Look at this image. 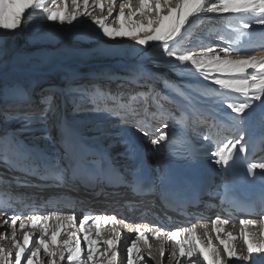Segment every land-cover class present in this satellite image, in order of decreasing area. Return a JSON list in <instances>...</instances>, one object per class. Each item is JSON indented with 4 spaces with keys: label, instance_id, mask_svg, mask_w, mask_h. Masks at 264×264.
<instances>
[{
    "label": "bare ground",
    "instance_id": "6f19581e",
    "mask_svg": "<svg viewBox=\"0 0 264 264\" xmlns=\"http://www.w3.org/2000/svg\"><path fill=\"white\" fill-rule=\"evenodd\" d=\"M117 2L119 4L121 0H117ZM221 21H227L224 19L223 14L205 12L185 37H190L193 32L200 30V27L210 28L211 31L221 29L223 27ZM212 25H216L218 28L216 26L212 27ZM258 27L254 26V28ZM81 31L78 32V30L70 28V26H66L63 30L60 26L50 28V33L53 36L65 34L70 36V38L76 40L81 39L83 41L84 36L82 35L83 33L81 34ZM232 38L225 43L224 41L218 40L215 43H220V46L216 47L217 50L219 47H225L226 43L228 44ZM31 40L33 39L31 38ZM27 42H30V40H27ZM133 44L134 40L129 39L127 42L121 43L120 47H130ZM256 46L255 43L250 45L253 48ZM140 50L143 52L137 51L134 54L131 53L127 58L122 60V63H116V60L104 61L102 59H90V61L86 62L83 58H79L72 65L77 74L71 79V82L73 85H79L81 88L90 87L88 90H93V85L96 84V92L100 91V89H103V91L106 89L109 92L110 90L107 88L110 87L113 89L111 91L112 93H118L122 96L129 92L128 90L125 91L128 87H131L135 92H141V90L149 92L151 90L150 85H153L155 90H152L151 99L148 97V108H146L149 110L145 111L143 104H138L136 108L142 115L137 116L136 119L144 121L149 129L150 135H154L167 109V106L164 103L161 105V103L164 101L169 103L170 113L168 116L170 119L167 123L170 127L168 129L161 128V130L168 131L171 136L166 143L162 142L163 148L161 153L158 155L153 151V145L150 143L149 137L141 136L138 132L134 131L131 125L121 126L119 124V116L111 118L105 125H95L93 123L95 119L89 118L90 120H86L83 131L74 129L71 125V119L67 115V111L72 107L70 95H64L62 91L59 92L57 90L54 96L60 108V113L56 118L47 117V115L46 119L43 118L39 111L41 105L38 103L34 106L26 105L19 107L18 112L15 111L9 118L7 117L5 119V121L12 120V123L3 124V129H5L2 133L3 137L9 135L7 138L14 139L19 145V151L10 152V154H13L12 161L7 165H0V209H3L5 212L4 215H0V234H6L7 224L4 223L5 220L12 219L14 216L19 217L16 220L18 222L16 228H18L19 222H23L27 215L33 213L39 215L53 214L58 211L65 214L74 212L76 215L82 214L80 217L82 218L84 215L92 217L97 214L100 215L101 212L107 209L110 214L129 216V214L133 213L136 206L146 207L150 201L151 193H138L135 190L137 181L131 177L132 172L138 168L139 162H147L156 173L157 179L162 181L163 171L177 159L176 155L178 153H182L184 154V165L187 172L195 173L196 171H201L213 178L215 184L210 197L201 199L199 206L185 210L182 215H179L178 211L170 210V207L163 205L162 207H166L164 213L167 217L166 219L163 215L159 216V220L163 222V227L168 229V231H180V239L183 241L190 235L189 233H185L183 229L195 226L197 236L201 243L204 246H208L211 240L212 246L220 250V255L227 261V264H264V253H254L253 258L250 260H227V256L223 252V246L217 239V233L214 230L212 220L219 216L229 221L226 225H217V227L223 228V232L220 233V239L227 241V234L231 233L236 239L229 241L230 245L234 247L237 254L244 256L247 255V252L241 236V225L239 221L241 219L251 220V224L244 226L245 230L250 233L254 232L259 236L262 230L260 224V217L262 215L247 219L241 215H234L223 206L225 182L221 178L224 177L225 172L211 163L212 158L209 155L215 149L216 142L218 141H223L225 138L230 139L236 135H245L247 137L248 127H252L264 135V126H262L260 119L258 117L254 120L250 119L245 126L232 123L229 117L225 115L226 112L230 113V110L221 107V98L213 91L217 86L208 85V82L202 80L189 67L177 65L174 68L173 63L166 64L156 57L151 58L147 62H142L139 58H141L142 54L144 55V51L146 50ZM157 66L160 68L157 69ZM156 69L161 70V72ZM92 70H97L99 75L94 80L88 81L85 75ZM62 74L60 68L53 67L44 72L43 76L54 78ZM167 81L177 85L182 90V94H170V100H166L164 97L165 93L160 88ZM76 95L74 94V96ZM132 95H135V93ZM236 95L232 94L233 99H235ZM39 98L34 99L38 102ZM86 107H92V105H86ZM256 111L259 113L260 109L257 108ZM28 115L40 118V120L23 127L25 117ZM231 115L234 116L235 114ZM81 116L83 115H78V117ZM112 120L115 121L114 124L110 122ZM2 121L0 120V125ZM50 125L60 127L57 138L65 137L63 138L61 146L56 148L59 152L61 151L59 153L60 155L63 154V151L65 152L66 146L78 149L81 144H85L95 147L96 152H109L112 159L105 168H97L93 172L75 170L72 167V161H70L65 167L66 174L64 182L57 186V182L52 179H45V162L54 150L52 135L39 134L30 136L33 130L42 128L43 131V129H46ZM205 126H207V129ZM227 126L233 128L229 132H224ZM21 129L23 130L21 133L18 131L16 133V130ZM93 129L95 131L99 130L96 133L99 138L86 143L92 137L91 135L93 134L91 132ZM82 132L84 134H81ZM13 133H16L15 135L18 138L13 137ZM116 133H120V137ZM204 136H208L209 139L205 140ZM122 137H126L130 141V151L134 153L133 157L126 158L123 155L125 152L124 144L118 142L113 143ZM110 144L112 147L109 149L107 146ZM1 147L0 153H3ZM50 159L52 158H48L49 161ZM254 160L264 161V148L261 154L257 155ZM47 187L52 188L48 189ZM18 213L22 214L18 216ZM132 220L138 222L150 221L156 225L155 220L151 218V214L145 218H133ZM170 220L173 222L171 223ZM89 225H92L91 220L89 221ZM10 226L12 227V225ZM55 226L56 222L54 220L49 221V234L45 239L51 236ZM94 230L95 226L93 225L90 227L88 234L95 237L96 230L93 235L91 234ZM62 231L81 237V245L84 248V259H86V246L82 239L84 233H81L77 226H68ZM25 232L33 234V240L37 239L40 235L38 229H18L17 239L21 243H23ZM110 236L111 227L107 226L100 230L99 237H95L98 245L96 250L97 259L94 264H107V258L102 257V254L106 249L104 241L109 239ZM67 239L68 235L66 234L58 237L61 245ZM147 239L148 244H144L143 241L138 242V247L141 249L140 255L143 256V259L134 257L135 264H176L175 260L170 259L175 247L174 241L169 239L166 232L160 239H156L153 233L147 234ZM127 242V238L123 237L121 244L114 249L118 252L117 264H126L127 252L124 253V259L122 252L125 250L124 244ZM7 246H9V251L14 256L15 249L13 248L12 237L10 235H6L5 238H0V247L8 250ZM161 246H163L165 254L163 258L160 255ZM110 255L109 253V257ZM40 259L43 264H48L49 258L43 255V252H41ZM184 259L186 264V258ZM22 264H24V261H22ZM60 264H68V261L65 260L60 262Z\"/></svg>",
    "mask_w": 264,
    "mask_h": 264
},
{
    "label": "snow or ice",
    "instance_id": "6c2138e0",
    "mask_svg": "<svg viewBox=\"0 0 264 264\" xmlns=\"http://www.w3.org/2000/svg\"><path fill=\"white\" fill-rule=\"evenodd\" d=\"M139 9L133 10L131 0H121L119 10L115 13L117 0H0V59L7 55L8 34L14 33L17 29L23 27L25 21L46 20L48 22L59 23L60 25H71L75 27V22H79L82 16L89 17L98 28L97 35L108 40H115L117 37H127L135 41V44L141 49L157 50L155 54L160 57H167V62L189 67L199 77L208 82V85H215L213 89L215 94L221 98V107L230 110L225 113L229 120L240 126L248 124L250 119H260L264 126V0H138ZM173 3L175 7H173ZM107 4V8H105ZM31 10V11H29ZM127 10V14H126ZM99 11L102 15L97 17L95 12ZM107 13L106 16L103 13ZM154 13L155 19H147V24L141 20L145 13ZM205 12L223 14L227 20V27L231 28L234 34L225 47H216L211 45L196 47H183L185 36L196 21L202 18ZM27 13V15H25ZM166 13V14H165ZM231 17V18H229ZM111 20L119 22V28L110 26ZM32 26V25H29ZM254 26H259L254 28ZM258 33V35H257ZM255 43L256 47H250ZM199 52V54H197ZM223 53V55H221ZM257 53V54H253ZM39 84V81L36 82ZM12 92L21 97L27 105L34 106L37 103L43 107L39 110L46 119L48 113H54L56 110L54 93L51 89H45L37 102L30 94L19 86L12 89ZM89 92L84 89L78 95L83 98ZM96 92L95 89L92 90ZM103 93V89H100ZM232 94H237L233 99ZM106 95L110 102L103 108L95 105L92 98L89 102L92 104V111H105L108 115L119 116V124L131 125L135 132L141 136L149 137L153 145V151L158 155L161 153L163 144L170 139L171 134L162 129H168L170 125L163 123L156 129V134L150 135L146 123L137 120L136 117L142 115L137 110V104H143V93L139 95H130L127 99L118 93L108 92ZM151 99V98H149ZM260 112L257 113L256 109ZM149 109H145L147 111ZM231 114H235L234 116ZM5 118L10 113H0ZM33 116L25 117V123L31 124ZM120 137V133H116ZM6 141L3 153H0V164H9L10 152H18L19 145L14 139L0 137ZM208 140V136H204ZM264 142V137H261ZM125 145L126 158L133 157L134 153L130 151V141L126 137L120 138L113 143ZM109 149L112 145L107 146ZM66 154L72 161V167L81 172H93L97 168H105L112 159L107 151L96 152L89 149L85 144H81L78 149L66 146ZM249 152V144L245 135H236L232 138H225L223 141L216 142V147L209 155L212 158L211 163L218 166L222 171L227 172L232 165L240 159L247 164V174L256 175L257 169L261 175H264V161H247L246 154ZM241 154H244L243 156ZM46 175L45 179H52L57 182V186L65 180L66 170L55 164V161L45 162ZM264 209V202L261 204ZM3 209H0V215H4ZM19 217H13L12 225V244L15 254L6 251L0 247V264H43L40 259L41 252L49 258L48 264H60L65 260L68 264H94L98 241L95 237L100 236L101 220L107 223L110 219L108 214L95 215L94 218L84 215L78 218L72 213L55 212L53 214H29L19 224V230L26 228L38 229L40 235L33 240V234L25 232L23 243L17 239L16 220ZM55 221L56 226L48 239L49 221ZM92 225H89V221ZM120 221H117L119 223ZM229 221L226 218L216 217L212 220L214 230L217 233V239L223 246V252L227 260H250L254 253H264V215L260 217L261 232L257 236L254 232L245 230V225L251 224V220L241 219V236L246 246L247 255L237 254L234 247L229 241L235 240L231 233H228V240L220 239L222 227L217 225H226ZM4 223H8L5 220ZM79 231L84 233L82 239L86 246V259H84V248L81 245V237L75 234L64 233L62 230L68 226H77ZM96 227L95 237L90 236L89 229L91 226ZM137 236L133 238L126 246V264H135V258L143 259L140 255L141 249L138 242L143 241L148 244L145 235L148 228L141 230L140 225H136ZM189 233L187 239H180V231H168L169 239L174 241V250L170 259L175 260L176 264H227V261L220 255V250L212 246L211 240L208 246H204L197 236L195 226L183 229ZM62 234L68 235V239L61 245L58 237ZM122 234L113 228L111 239L104 241L106 246L102 257L107 258V264H117L118 252L114 249L118 246V238ZM165 235V230L156 228V239ZM6 234H0V238H5ZM150 247V245H149ZM27 250V254H26ZM178 252V254H177ZM109 253L111 254L109 257ZM161 258L164 257L163 246L160 248ZM58 256V259H57Z\"/></svg>",
    "mask_w": 264,
    "mask_h": 264
},
{
    "label": "rangeland",
    "instance_id": "374dc122",
    "mask_svg": "<svg viewBox=\"0 0 264 264\" xmlns=\"http://www.w3.org/2000/svg\"><path fill=\"white\" fill-rule=\"evenodd\" d=\"M131 3L133 10L137 11L139 9L138 0H131ZM69 4H71V0H69ZM117 4L115 7L114 15L119 10V4ZM172 6L174 7L175 4L173 3ZM105 8H107V4H105ZM26 14L27 13H25V15ZM95 15L97 17H101L102 14L99 11H96ZM103 15L106 16L107 13L105 12L103 13ZM147 19H155V14L146 12L145 16L141 17L139 20H137V22H141L142 20L147 24ZM221 24L223 27L221 29H216V31H211L210 28L206 29L205 27H200V30L193 32L190 37L184 38L185 43L183 47H196L198 49L202 46L206 47L209 45L217 47L220 46V43L215 44L216 42H218V40L224 41V43L227 42L234 36V34L231 32V28L227 27V21H223ZM29 25H33V27ZM54 26H60L62 30L65 29L66 26H70V28L78 30V32L82 30L81 34L83 33L82 35L84 36L83 41L81 39L76 40L70 38V36L65 34H58L57 36H53L50 33V28ZM110 26L118 28L119 22L116 20H111ZM215 26L216 25H212V27ZM216 28H218V26H216ZM98 31V28L94 24H92V21L89 17L82 16L79 18V22H75V27L67 24L60 25L59 23L48 22L46 20H39L38 18H36L35 21H25L21 29H17L14 33L8 34L7 55L3 59H0V95L1 98L4 99V103H2V101L0 100V113H10V115H12L15 111L18 112L19 107L27 105L21 97L15 95L12 92V89L14 87L19 86L20 88H23L26 91V94H30L35 99H38L39 94H43V90L45 89H51L54 93V96L57 90L59 92L62 91L64 95H70V102L72 107L67 111V115L71 119V125L73 126V128L79 131H83L86 120L89 118L95 119L93 122L95 125H105V123L109 122L108 120H110L111 118L118 117L116 115L109 116L107 112L102 110L92 111L90 110L92 107H86V105H92L89 102V97H91L92 102L95 105H98L103 108L105 104H108L110 102V98L108 96L106 97V93H108V90L105 89L103 93H101L100 91L93 93L92 90L89 89V92L83 98H79V92L90 87L81 88L79 85L72 84L71 79L76 76L75 74H77L75 72L76 70H74L75 68L72 65L79 58H83L86 62L90 61V59H102L104 61L116 60V63H122V60L124 58H127V56L131 53L134 54L137 51H143L140 50V46L135 44V41L134 44L130 47H120L121 43L127 42L129 40V38L127 37H117L114 41L108 40L107 38L102 37V35H97ZM31 38L33 40H31ZM27 40H30V42H27ZM156 51L157 50L155 49L148 50L147 52L144 51V55L142 54L141 58L139 59L142 62H147L151 58L156 57L166 64L169 63L167 62V57H164L163 59V57H160L159 55L155 54ZM53 67L60 68L63 74L57 75L54 78H51L50 76L44 77L43 73ZM157 67V69L160 68L159 66ZM157 71L161 72V70ZM97 75H99L98 71L92 70L87 72L85 76H87L88 81H92L97 78ZM37 81H39L38 85L36 84ZM95 85L96 84H94L93 87L96 90ZM150 87L151 90L149 92H144L142 90L141 92H136L138 95L140 93L144 94L142 99L144 102L143 107H145V109L148 108V97H152V90H155V87L153 85H150ZM107 89L110 90L109 92L113 91V89H111L110 87ZM160 89L164 91L165 94H163L166 100H170V94H182V90L177 85L169 83L168 81L165 82L164 86ZM127 90L129 91V94L124 93V96H120L127 99L130 95L135 93V91L131 89V87L125 89V91ZM74 94L77 95L74 96ZM54 101L56 110L54 113H48L47 117L56 118L60 113L58 102L55 99ZM163 103L165 104V106H167V109L164 118L163 120H161L158 127H160L165 122L167 123L170 119V117L168 116L170 113V105H168L169 103L165 101L162 102L161 105ZM42 107L43 106L41 105V108ZM136 107H138V104L136 105ZM79 114H82L83 116L78 117ZM10 115H7L6 118H9ZM6 118L4 115H0V120H3L2 124L0 125V137H3L2 133L5 130L3 129V124L5 125L7 123H12V120L5 121ZM39 120L40 118L33 117L32 123L37 122ZM110 122H112L113 124L115 123V121L113 120ZM28 125L31 124L26 125L25 123L23 127ZM53 126L54 125H50L46 129H43V131L42 128L35 129L33 130V133L30 134V136L39 134L49 136L52 135V144L54 146V150L50 153V156H48V158H52L50 159V161H55V164L57 166L65 169L66 164L71 160H68L69 156H67L66 152L63 151V154L60 155L59 153L61 151L59 152L56 149L57 147L61 146V144L63 143V138L65 137L57 138V135H59L58 133L60 132V127ZM17 131L21 133V131L23 130H16V133H18ZM98 131L99 130L95 131V129H93L91 132L93 135H91L92 137L88 139L86 143H89L94 139H98L99 137L98 135H96ZM16 133H13V137L18 138V136L15 135ZM81 134L84 133L82 132ZM5 136L9 137V135ZM5 143L6 141L1 139L0 146H2L1 149H3V151ZM88 147L89 149L94 148L91 146ZM35 148H37V146H35ZM8 156L10 163V161H12L13 159V154L8 153ZM27 157L29 156L27 155ZM48 158L46 159V161L50 162ZM0 165L4 166V164ZM47 188L51 189L52 187ZM104 211L109 210L105 209ZM21 214L22 213H18L17 215L19 216ZM11 220L12 219H9L8 223H6V235H10V237L12 232V227L10 226ZM17 223L18 222L16 221V224ZM7 249L8 250L6 251H9V246H7ZM122 255L124 259L123 252ZM145 256H147V254H145Z\"/></svg>",
    "mask_w": 264,
    "mask_h": 264
},
{
    "label": "trees",
    "instance_id": "16d2710c",
    "mask_svg": "<svg viewBox=\"0 0 264 264\" xmlns=\"http://www.w3.org/2000/svg\"><path fill=\"white\" fill-rule=\"evenodd\" d=\"M0 86H1V84H0ZM0 97H1V95H0ZM0 100L2 101V103H4L3 101H4V99L3 98H0Z\"/></svg>",
    "mask_w": 264,
    "mask_h": 264
}]
</instances>
